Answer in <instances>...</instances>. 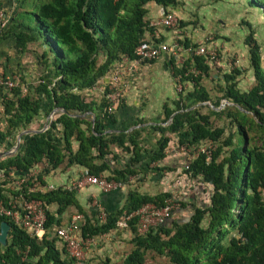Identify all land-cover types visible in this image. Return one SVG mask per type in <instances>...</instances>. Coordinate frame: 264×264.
Masks as SVG:
<instances>
[{"label": "trees", "instance_id": "obj_1", "mask_svg": "<svg viewBox=\"0 0 264 264\" xmlns=\"http://www.w3.org/2000/svg\"><path fill=\"white\" fill-rule=\"evenodd\" d=\"M10 1L13 10L0 31V40L10 39L15 52L23 53L28 43L40 38L46 47L41 55L46 67L35 85L20 77L9 94L0 92V149L11 150L22 129L56 111L45 130L22 134L18 149L0 158V201L6 204L10 199L11 191L5 186L14 177L9 178L8 171L26 175L39 162L47 166L38 180L63 165H80L89 174L105 175L128 189L124 203L104 208L106 216L100 222L95 209L84 212L74 189L58 186L30 192V179L18 192L42 201L45 231L41 236L31 235L0 216V224L6 221L10 225L6 244H0V264H77L79 261L66 251L52 229L64 223L62 214L70 206L85 217L83 237L111 231L122 214L145 203L161 207L173 197L180 207L186 206L184 198L170 191L150 194L130 183L131 179L143 180L149 173L172 170L163 164L172 143L190 149L181 175L188 182L201 183L209 198L203 205L192 204L185 222L172 220L171 215L145 234L136 232V219L129 221L134 247L119 264H144L148 253L167 258L169 264H264V59L253 32L245 37L252 86L245 90L237 86V67L219 75L211 73L213 68L202 55L189 56L182 64L171 57V75L179 76L190 87H182L170 103H164V118L159 123L136 127L142 119L118 120L123 97L114 110L107 109L109 78L123 64V56L134 60L139 46L164 39L162 33L167 29L155 37L148 4L160 5L166 12L177 0ZM249 2L258 5L264 15V0ZM3 9L4 0H0ZM158 13V17L162 15ZM180 40L184 45L192 43L186 38ZM206 78L222 80L218 84L220 96H211L204 84ZM122 80L119 87L123 90ZM99 81L104 90L92 95ZM222 99L229 104L222 106ZM207 101L212 106L205 105ZM218 120L225 122L219 125ZM149 129L156 134L152 145L142 141ZM204 142H211L214 148L188 159L191 149ZM113 146L119 150L115 152ZM53 204L54 212L50 209ZM101 264L113 263L106 259Z\"/></svg>", "mask_w": 264, "mask_h": 264}, {"label": "crops", "instance_id": "obj_2", "mask_svg": "<svg viewBox=\"0 0 264 264\" xmlns=\"http://www.w3.org/2000/svg\"><path fill=\"white\" fill-rule=\"evenodd\" d=\"M212 1H214L213 3L222 2L220 10L215 16L217 22L223 25V29L232 28V31L236 32L238 29L243 28V26L241 27L240 25L238 28L235 26V24H238L241 19L245 18L246 11L243 7H241V9L239 7L237 9H231L228 6V3L231 0ZM3 10L11 14L13 3L10 0H4ZM158 11H162L161 7H159ZM152 13L151 15H153ZM232 24L234 25L231 27L230 25ZM168 34H170L168 31L162 33L165 40L168 38ZM146 36H149L148 33ZM38 40H40V38ZM6 47H11L10 49L13 50L12 41L10 39L0 40V57L6 56L8 53L7 50H10L6 49ZM9 72L14 73L12 70L9 71L6 69L4 72H0V74H8ZM170 72V57L165 53L150 64H140L133 70L126 72L122 80L123 103L117 113L118 120L121 122H128L132 119H142L143 122L135 125L136 127L151 126L159 123L164 117V103H170V100L176 97L173 93L174 85L172 86L171 83L172 76ZM102 84L103 82L99 81L97 85L92 88L91 94L97 96L99 92H102L104 90ZM47 121V117H39L32 122L27 129H43ZM24 130L26 129H22L19 133ZM19 133L16 136L15 144ZM142 136L143 143H146L147 145L154 144L156 134L150 131V129L149 131H145ZM113 150L117 152L119 149L113 146ZM0 151H2V149H0ZM185 155L184 151L177 148L176 145L172 143L168 152L166 150V158L163 162L164 165L173 167L172 170L161 171V173L159 172L160 176L158 174L149 173L147 179L150 182L145 184V187L148 185L152 187L156 186L158 183V192L170 191L173 195H177L180 198L182 197L184 198V201L188 202L186 206H179L172 213V220H177L179 222H185L189 219L192 213V204L203 205L209 198L208 191H204L201 183L196 181L188 182L187 178L181 175L180 168L185 162ZM45 166H47L46 162H39L32 168L36 173V177L41 173ZM85 171L86 168L80 165H71L68 167H64L63 165L55 170H51L47 174H42L39 181L47 186H65L70 184ZM133 182L134 179H131L130 183L132 184ZM127 189L128 188L124 186L122 189L101 191L96 186L87 185L81 189H76L75 191L84 212L86 211L89 213V210L94 209L93 204L95 201L103 208H115L121 206L124 203ZM50 209L54 212L56 205H50ZM64 214L65 212H63L62 217ZM63 219L66 221L65 217ZM133 236L134 233L129 227L126 229L116 227L107 233L99 236L97 235L94 243L86 250L84 258L87 257V261H93V263L96 260L102 262V260L110 259L111 263L118 264L122 261L124 256L133 249L134 245L131 242ZM147 260L148 259H146L144 264H147Z\"/></svg>", "mask_w": 264, "mask_h": 264}, {"label": "built area", "instance_id": "obj_3", "mask_svg": "<svg viewBox=\"0 0 264 264\" xmlns=\"http://www.w3.org/2000/svg\"><path fill=\"white\" fill-rule=\"evenodd\" d=\"M10 13L0 10V31L6 25V21L9 18ZM150 25L155 30V37L159 38L162 33V29L167 31L178 27V17L170 10L164 12L157 19L151 20ZM170 35V36H169ZM168 38L165 40L154 41L150 44H143L136 50V58L129 60L126 56H123V64L120 68L115 70L110 76L108 88L111 90L107 97L110 100L108 110L112 111L118 105L121 97H123V90L119 87V81L125 75L126 72L133 70L137 65L143 61H151L159 58L162 54H168L169 57L174 58L175 62L182 64L187 57L192 55H202L205 57L206 62L211 65L213 69L223 68L220 52L214 44H211L205 39L204 42L184 45L180 41V37L173 33L168 34ZM234 63V61H233ZM194 72V71H193ZM14 75V74H13ZM11 74H0V87H2L6 94H9L11 89L18 85L17 78ZM176 90H182V83L180 77H174ZM23 92H26L25 86ZM205 143V142H204ZM201 143L197 148H192V154L188 156V159H192L200 152H208L211 147L206 148ZM212 144L211 142H207ZM213 145V144H212ZM182 151L187 153L186 147H179ZM13 148L11 149V151ZM9 178L14 177V180L10 179L12 192L17 193L9 194L10 199L8 202L2 203L0 201V216H6L16 225L27 231L31 235L41 236L44 231V223L46 221L45 207L41 200L28 199L23 196V193L18 192L23 185H28L27 181L33 179L32 185L27 186L30 192L44 191L55 189L53 185H43L41 181L36 177V173L33 169L26 175L16 176L12 170L8 171ZM9 182V183H10ZM8 183V184H9ZM87 185H93L98 187L101 191H110L114 189L124 188V184L114 180H108L105 175L95 176L89 174L87 171L80 174L70 184L65 185L67 189H81ZM8 187V186H7ZM94 209L97 211V218L100 222L105 219L104 208L96 201L93 204ZM179 207L178 202L174 198H169L165 201V204L161 207L154 203L142 204L138 209L130 213L122 214L117 220L116 226L120 229L128 228L129 221L136 219V232L138 234H145L150 228L156 227L171 217L174 209ZM85 223V217L81 212H74L71 214L62 225L54 226L52 229L61 240L62 245L68 251V253L74 257L77 261H81L85 257V252L94 243L95 237H83L81 235V226ZM101 235V234H100ZM99 236V235H98Z\"/></svg>", "mask_w": 264, "mask_h": 264}, {"label": "rangeland", "instance_id": "obj_4", "mask_svg": "<svg viewBox=\"0 0 264 264\" xmlns=\"http://www.w3.org/2000/svg\"><path fill=\"white\" fill-rule=\"evenodd\" d=\"M249 1L250 0H231L228 3V6L231 9H237L238 7L241 9V7H243V9L246 11L245 18L241 19L238 24H235L237 28L240 25L241 27L243 26L244 29H238L236 32H233L232 28L223 29V25L217 22L215 15L220 10L222 2L213 3L214 1L212 0H177L175 5L167 6V9L173 11L176 14L180 22L178 27L173 29V31L169 30L168 33H173L174 35L179 36L181 39L186 38L194 43L204 42L205 39L209 38L208 41L211 44H214L220 52L223 63V68L218 70L212 69L211 73H218L219 75H222L224 72H229L232 67H237L240 69V74H238L236 77L237 86L241 90L248 89L254 83L253 72L249 63L248 46L245 44V37L249 32H253L254 37L259 42L261 46V56L264 59V15L258 5L250 4ZM159 7L160 5H157L153 2L148 4V18H150V21L158 18ZM151 13L153 15H151ZM233 25L234 24L230 26L232 27ZM10 48L6 47V49ZM45 49V44L40 39L32 41L30 44L28 43L27 49L23 53L15 52V49L7 50L8 53L6 56L0 57V72H4L6 69L9 71L12 70L14 75L10 72L8 74L15 76L18 83L20 82L19 78L22 77L25 83H32L35 85L46 67V60L41 57ZM221 82H216L212 78L204 79V84L213 98L222 94L218 88V84ZM171 83L172 86L174 85L173 93L175 96H177L178 91L176 90L173 76ZM181 83L183 88L190 87L188 82L181 81ZM4 91L5 90L0 87V92L2 93ZM221 102L222 106L229 104V102L225 99H222ZM204 104L210 106L212 105L209 101ZM203 111H207V108L204 107ZM224 122V120H218L216 121V124L220 125L224 124ZM202 146L206 148H213V145L208 144L207 142H205ZM148 175L149 174H147L146 177L141 181L134 180L132 187L139 188L141 192L145 193H158V183L157 185L155 184L156 186H152L153 188L150 185L146 186L147 188L145 187V184L150 182L147 179ZM7 186L8 188L6 186L5 188L12 192L11 182L7 184ZM74 212H77L75 207H68L63 218L65 217V219H67ZM147 259V264H169L167 258L151 255L150 253L147 254ZM87 260V257L83 258L77 264H101L99 260L94 261V263L93 261L90 262Z\"/></svg>", "mask_w": 264, "mask_h": 264}, {"label": "water", "instance_id": "obj_5", "mask_svg": "<svg viewBox=\"0 0 264 264\" xmlns=\"http://www.w3.org/2000/svg\"><path fill=\"white\" fill-rule=\"evenodd\" d=\"M162 11H163V9H162ZM55 111H56V109L51 111V113L49 114V117H48L49 119H48L47 123L44 125L43 129H40V130L26 129V130L22 131L21 133H19L17 142H16L13 150L12 151L11 150L0 151V158H2L5 155L12 154L18 149V147L20 145V137H21L22 134L36 133V132H40V131L45 130L48 127V124L53 119ZM92 119H94V117H92ZM171 119H172V116L170 117L169 120H171ZM9 229H10V225L8 224V222L2 221L1 224H0V244L1 245H5L6 244L8 233H9Z\"/></svg>", "mask_w": 264, "mask_h": 264}]
</instances>
